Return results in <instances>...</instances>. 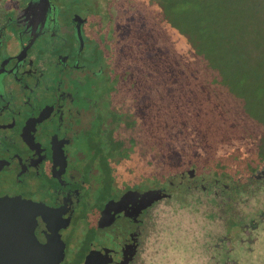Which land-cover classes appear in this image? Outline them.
Masks as SVG:
<instances>
[{
    "label": "flooded vegetation",
    "instance_id": "obj_1",
    "mask_svg": "<svg viewBox=\"0 0 264 264\" xmlns=\"http://www.w3.org/2000/svg\"><path fill=\"white\" fill-rule=\"evenodd\" d=\"M57 1L26 0L14 22L0 23V196L40 205L34 234L41 245L63 251L58 264H144L152 245L197 230L192 218L178 217L180 209L264 203V157L234 176L189 160L170 179L162 180L160 169L156 186L115 187L133 175L150 176L107 177L111 160L133 148L107 158L100 176L90 145L115 122L105 91L89 77L101 79L107 70L80 44L92 30L80 14L72 13L70 31L60 36ZM87 80L90 93L81 90Z\"/></svg>",
    "mask_w": 264,
    "mask_h": 264
},
{
    "label": "trees",
    "instance_id": "obj_2",
    "mask_svg": "<svg viewBox=\"0 0 264 264\" xmlns=\"http://www.w3.org/2000/svg\"><path fill=\"white\" fill-rule=\"evenodd\" d=\"M123 1L136 11L128 34L102 32L103 23L98 22L90 44L92 61L107 70L100 87L115 122L92 142L96 156L106 167L107 158L116 153L136 147L141 154L148 150L163 158L162 180L195 160L192 153L198 147L204 151L196 159L201 162L200 170L234 176L253 169L264 157V99L260 86L249 81L264 64L263 54L253 56L250 48L261 42L264 15L258 12V4H249L245 15L236 16L230 15L229 8L238 0H154L159 10L145 2ZM163 22L187 35L193 49L178 51ZM245 36L253 43L240 48ZM245 104L248 109L241 108ZM239 140L247 144L244 152L217 154L220 147ZM177 141H189V146L184 163L172 166L166 160L170 146ZM204 213L213 214L211 218L222 225L220 216L226 211L217 203L179 210L178 217L192 218L197 229L185 233L188 239L199 238Z\"/></svg>",
    "mask_w": 264,
    "mask_h": 264
},
{
    "label": "rangeland",
    "instance_id": "obj_3",
    "mask_svg": "<svg viewBox=\"0 0 264 264\" xmlns=\"http://www.w3.org/2000/svg\"><path fill=\"white\" fill-rule=\"evenodd\" d=\"M137 1L145 2L152 10L160 9L154 0H129V3L133 4ZM25 2L26 0H0V23H4L5 20L7 22H14L18 10ZM254 2L258 4L256 5L258 12L264 15V0H238V4L229 8V13L236 16L239 14L245 15L244 10L247 6L251 8L249 4ZM56 10L60 36L70 31L71 15L73 12L80 14L89 22V28L91 29L92 27L91 33L87 36L86 41L83 42L82 40L80 43L81 46L86 45L87 56L91 54L92 49L86 42L87 40L92 41L94 37L93 29L96 23H103L102 26L100 25V28L97 26L102 32L106 29L111 31L112 35L115 33L116 36H124L128 34L131 26H133L136 16V11L133 7L123 0H116V2L114 0H58L56 2ZM262 20L264 21V18ZM162 24L164 27H168L166 22ZM262 25V30H259V41L261 42H257L256 47L255 45L250 46L253 56H260L261 54L264 56V23ZM168 31L173 45L178 51L187 53L193 49V43L187 35L180 34L176 29L171 27H168ZM242 40L245 42H240V48L243 47L242 44L246 46L253 43L251 42L253 39L250 37L245 36ZM233 47L236 48L235 45ZM257 75L260 79L257 76L256 78H251L249 81H251L252 85L258 84L260 86L258 90L260 91L261 98L264 99V88H262L264 85L261 84V82H264V64L261 65ZM89 81L91 83H100V78L91 76L89 77ZM86 82L87 85L82 87L81 90L90 93L91 88L88 80ZM243 107L247 108L248 105H241V108ZM188 142L177 141L170 146V153L166 160L169 165L177 166L181 164L184 159V152L189 146ZM86 145L88 150L89 145ZM246 148L247 144L244 140H239L229 146L220 147L217 154L219 156L235 154V152L239 151L244 152ZM90 149H93V146L90 145ZM152 153L143 158L142 155H138L136 147V152H130L128 157L113 158L111 165L114 171L112 177L109 172L107 177L112 180L115 178L121 180L130 177V174L133 173L142 175L147 173L150 176L140 177L133 175L127 181L116 183L115 187H129L136 184L140 187H146L147 185L156 186L157 183H160L159 178L156 177V173L161 169L160 163L163 158L160 155H153ZM192 154L193 157H198L202 156L204 151L198 147ZM119 155L125 156V154ZM87 157L89 158V155ZM198 163H201L200 160H194V164L197 167H199ZM95 165L98 174L101 176L104 165L100 156H98ZM114 172L117 177L114 175ZM210 172L213 173V171ZM98 174L92 176L94 182H98L100 178ZM240 176L242 179L245 178L244 175ZM220 205L226 211V213L220 216L222 225L216 221L217 219L211 218L213 214L209 215L208 213L205 215L204 213L203 219L198 226L200 230L199 238L193 236V238L189 237L188 239L186 234L182 233L176 240L174 238L171 240L166 239L163 243L152 245L150 259L144 264H264V203L261 204L259 202L254 204L255 209H246V203L241 205V203L228 202ZM228 208L232 210L227 212ZM185 212L188 213V211ZM190 221L187 222L189 223ZM218 226H222V228L219 229Z\"/></svg>",
    "mask_w": 264,
    "mask_h": 264
},
{
    "label": "water",
    "instance_id": "obj_4",
    "mask_svg": "<svg viewBox=\"0 0 264 264\" xmlns=\"http://www.w3.org/2000/svg\"><path fill=\"white\" fill-rule=\"evenodd\" d=\"M43 2L46 5L48 0ZM39 206L19 196H0V264H58L62 260V250L36 239Z\"/></svg>",
    "mask_w": 264,
    "mask_h": 264
}]
</instances>
